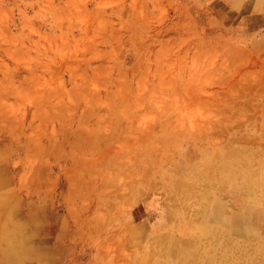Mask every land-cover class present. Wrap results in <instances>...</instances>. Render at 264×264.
<instances>
[{"label": "rangeland", "instance_id": "1", "mask_svg": "<svg viewBox=\"0 0 264 264\" xmlns=\"http://www.w3.org/2000/svg\"><path fill=\"white\" fill-rule=\"evenodd\" d=\"M239 7L0 0V264H264L224 233L264 221V24Z\"/></svg>", "mask_w": 264, "mask_h": 264}, {"label": "bare ground", "instance_id": "2", "mask_svg": "<svg viewBox=\"0 0 264 264\" xmlns=\"http://www.w3.org/2000/svg\"><path fill=\"white\" fill-rule=\"evenodd\" d=\"M258 185L257 186H260L259 183H257ZM250 195V194H249ZM248 195V196H249ZM246 208V207H245ZM243 209V208H242ZM217 213V212H216ZM214 217H218L220 219H225V217L223 215H221L220 213H217L216 215H214ZM229 225L230 226V229L232 230V233H228V231H225L224 233L227 234L229 237L231 236V234H236V235H242V236H246L248 239L251 238V236H254L255 238H263L264 239V221H262L260 219V217L257 215L256 212L254 211H250L248 209H245V210H240L239 212H237L233 217H232V220L230 221V217H229ZM206 226V225H205ZM254 227L256 228H259L261 230H258L260 231L261 233H256L254 232ZM203 228V226H202ZM207 226L204 228L206 229ZM207 233V232H205ZM231 238V237H230ZM244 238V237H243ZM215 239V238H214ZM220 239V237H219ZM229 239V238H228ZM262 239V240H263ZM218 240V239H216ZM230 241V240H229ZM218 242H220V240H218ZM227 242V241H226ZM213 243V242H212ZM228 244V242H227ZM231 244V243H230ZM227 248L230 249V245L228 244ZM217 247V246H216ZM221 247V246H220ZM234 247V246H232ZM235 248V247H234ZM224 249V248H223ZM225 250V249H224ZM234 250V249H233ZM228 251V250H226ZM224 252V251H223ZM230 252V250H229ZM225 253V252H224ZM233 253V252H232ZM236 253V252H235ZM214 254V253H213ZM212 254V255H213ZM216 254V253H215ZM214 254V255H215ZM213 255V256H214ZM228 257V255H226ZM230 256V255H229ZM236 256V255H235ZM223 257V255H222ZM226 257V259H227ZM209 258H213L212 256L209 257ZM209 258L207 260H209ZM214 259V258H213ZM217 259V258H216ZM221 260V259H220ZM246 260V259H245ZM215 261V260H214ZM207 262V261H206ZM213 262V261H212ZM222 262V261H221ZM224 262V261H223ZM216 263V262H215ZM215 263H212V264H215ZM250 263V262H249ZM208 264V263H207ZM226 264V262H225ZM252 264V263H250Z\"/></svg>", "mask_w": 264, "mask_h": 264}, {"label": "crops", "instance_id": "3", "mask_svg": "<svg viewBox=\"0 0 264 264\" xmlns=\"http://www.w3.org/2000/svg\"><path fill=\"white\" fill-rule=\"evenodd\" d=\"M234 5H239V8H243L248 13L250 19H256V21L264 24V0H231Z\"/></svg>", "mask_w": 264, "mask_h": 264}]
</instances>
